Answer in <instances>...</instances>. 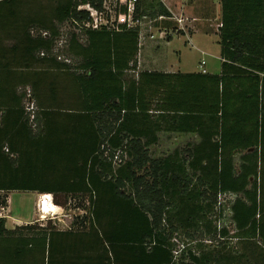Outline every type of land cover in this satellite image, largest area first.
I'll return each mask as SVG.
<instances>
[{
    "label": "trees",
    "instance_id": "trees-1",
    "mask_svg": "<svg viewBox=\"0 0 264 264\" xmlns=\"http://www.w3.org/2000/svg\"><path fill=\"white\" fill-rule=\"evenodd\" d=\"M129 1L93 29L105 0H0V193L90 201L80 230L0 217V264H264V0H221L220 74L140 72ZM164 130L198 140L156 156Z\"/></svg>",
    "mask_w": 264,
    "mask_h": 264
},
{
    "label": "rangeland",
    "instance_id": "rangeland-1",
    "mask_svg": "<svg viewBox=\"0 0 264 264\" xmlns=\"http://www.w3.org/2000/svg\"><path fill=\"white\" fill-rule=\"evenodd\" d=\"M170 9L174 18L171 20L144 19L141 24V52L138 57L140 69H167L173 65L171 71L182 73L200 72L206 70L211 74H220L222 70L221 45L219 28L221 24V0H162ZM115 2L105 0L104 10L97 14L96 9L90 11L92 21L112 25L116 19ZM93 13V15L91 14ZM101 18V20H100ZM76 29L66 23L63 35L57 44V52L62 54L67 49L70 32ZM182 31V33L178 32ZM171 36L173 41L168 43ZM171 38V39H172ZM164 42V43H162ZM169 44V46L167 45ZM142 53V54H141ZM64 58V57H63ZM138 68V69H139ZM31 102V101H30ZM33 106V104H29ZM175 139V138H174ZM191 136H176L173 141L161 143L153 148L154 154L160 156L165 151H172L189 143ZM39 192H1L0 197L6 200L5 206H0V217L6 219L8 229H15L26 225L51 226L57 230L83 229L90 208L89 196L78 195L65 197L58 194L54 202L65 208L57 217L59 220H43L37 206ZM235 199L233 195H222L220 201L224 204L223 221L231 231L230 206ZM67 202V203H66ZM62 219L66 222H62ZM76 225L73 224L74 221Z\"/></svg>",
    "mask_w": 264,
    "mask_h": 264
},
{
    "label": "built area",
    "instance_id": "built-area-1",
    "mask_svg": "<svg viewBox=\"0 0 264 264\" xmlns=\"http://www.w3.org/2000/svg\"><path fill=\"white\" fill-rule=\"evenodd\" d=\"M113 1L116 3L117 0H113ZM136 1L137 0H130L129 1V6H128L129 7V21H130L131 25H137V24L141 25L142 24L141 21H137V22H133L132 21V14H133L134 9H135V3H136ZM80 9H86L89 12L91 10H93L89 5H87V6H81ZM95 12H97V10ZM98 12H97V14H99ZM91 14L93 15V13H91ZM100 20H101V18H100ZM112 25H113V23H112ZM112 25L110 26L107 23H102V22H99L98 20H96L95 23L93 21L90 22V23H88L87 24V27H91L93 29H100L103 26H106V27H109L110 28V27H112ZM204 73H206V70H204ZM54 201L55 200H54V195L53 194H47V193L46 194H42L41 193L39 195L38 202H37V206H38V208H39V210H40V212L42 214L41 215V218L43 220H56V219H58L59 217H57V216L60 213V210H62V216L64 215L63 212H65V208L62 207L61 205L55 204ZM54 207L57 208L56 211L53 210ZM0 210H2V209H0ZM64 216L67 217V215H64ZM60 219L61 218H59V220ZM62 222H66V221L62 219Z\"/></svg>",
    "mask_w": 264,
    "mask_h": 264
},
{
    "label": "crops",
    "instance_id": "crops-1",
    "mask_svg": "<svg viewBox=\"0 0 264 264\" xmlns=\"http://www.w3.org/2000/svg\"><path fill=\"white\" fill-rule=\"evenodd\" d=\"M182 34H184V33H182ZM142 35V34H141ZM185 35V34H184ZM141 38H142V36H141ZM170 38V37H169ZM173 39L174 38H170V40L168 41V43H171L172 41H173ZM162 43H164V42H162ZM167 43V45L169 46V44ZM140 52H141V50H140ZM142 54V53H141ZM140 55V54H139ZM170 66H172L173 67V65H170ZM172 67H170V68H167V69H140L139 67V71L141 72V71H159V72H164V73H178V72H180V71H171L173 68ZM200 72H204V70H202V71H200ZM207 72V71H206ZM182 73V72H181ZM185 73V72H184ZM191 73H194V72H191ZM159 140H160V142L161 143H163V142H166V141H173V140H175L176 139V136L178 137V136H180L181 135V137H183V136H191L192 137V139L191 140H189V141H197L198 140V138H197V136L196 135H194V134H183V133H179V132H175V131H172V130H164V131H162V132H160L159 134ZM175 138V139H174ZM169 152H171V151H165V153H162V154H160V155H167ZM39 196V195H38Z\"/></svg>",
    "mask_w": 264,
    "mask_h": 264
},
{
    "label": "bare ground",
    "instance_id": "bare-ground-1",
    "mask_svg": "<svg viewBox=\"0 0 264 264\" xmlns=\"http://www.w3.org/2000/svg\"><path fill=\"white\" fill-rule=\"evenodd\" d=\"M56 209H57L56 207L53 208V210H55V211H56ZM40 214H41V213H40Z\"/></svg>",
    "mask_w": 264,
    "mask_h": 264
}]
</instances>
